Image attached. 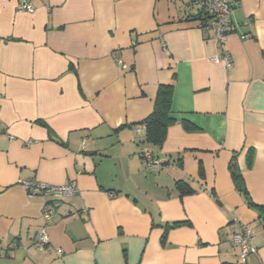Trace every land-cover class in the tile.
<instances>
[{
  "label": "crops",
  "instance_id": "crops-1",
  "mask_svg": "<svg viewBox=\"0 0 264 264\" xmlns=\"http://www.w3.org/2000/svg\"><path fill=\"white\" fill-rule=\"evenodd\" d=\"M238 1L227 67L191 0H0V264H222L243 226L247 264H264V0ZM169 84L152 146L144 121ZM23 179L79 191L46 220Z\"/></svg>",
  "mask_w": 264,
  "mask_h": 264
},
{
  "label": "built area",
  "instance_id": "built-area-1",
  "mask_svg": "<svg viewBox=\"0 0 264 264\" xmlns=\"http://www.w3.org/2000/svg\"><path fill=\"white\" fill-rule=\"evenodd\" d=\"M195 9L194 15L198 20V26L206 33L212 31L214 38L217 41L221 54L213 57V61H223L227 67L231 66V56L225 50V46L229 39L231 28V13L233 8L239 5L238 0H191ZM20 12H33L35 9L31 0H20L18 6ZM0 131H3L0 127ZM28 145L34 143V140H27ZM83 146L86 145V140H83ZM144 161L152 165L157 163L153 158L151 150L144 149ZM22 185L26 188L29 196L43 194L50 199L49 205L44 210L46 220L51 219L56 205L61 199L67 196H72L78 193L77 185L72 182L66 185H49L33 179L21 180ZM253 230L247 226H243L233 233L232 245L238 249V255L241 261L246 262L249 255L257 252V249L252 246L251 238ZM36 245L40 250H44L49 245V237L46 230L43 228L36 239ZM13 247V245H11ZM62 253V249L58 250Z\"/></svg>",
  "mask_w": 264,
  "mask_h": 264
},
{
  "label": "trees",
  "instance_id": "trees-1",
  "mask_svg": "<svg viewBox=\"0 0 264 264\" xmlns=\"http://www.w3.org/2000/svg\"><path fill=\"white\" fill-rule=\"evenodd\" d=\"M172 95V85H161L157 94L153 112L144 121L146 129L145 139L152 146L161 147L163 145L167 135V130L169 126L173 123V118L171 117ZM143 150H141V157L144 160ZM153 158L156 157L153 155ZM176 186L180 190L182 195L194 191V189L184 180L177 181ZM261 209L264 211V205L261 206ZM189 223V220H180L176 221L174 225H182ZM247 261H241L238 255L237 261H224L222 264H247Z\"/></svg>",
  "mask_w": 264,
  "mask_h": 264
}]
</instances>
